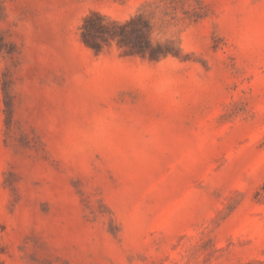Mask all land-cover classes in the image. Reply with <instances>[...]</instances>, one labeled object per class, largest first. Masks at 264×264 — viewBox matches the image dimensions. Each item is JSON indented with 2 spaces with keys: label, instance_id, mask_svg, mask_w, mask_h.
<instances>
[{
  "label": "rangeland",
  "instance_id": "1",
  "mask_svg": "<svg viewBox=\"0 0 264 264\" xmlns=\"http://www.w3.org/2000/svg\"><path fill=\"white\" fill-rule=\"evenodd\" d=\"M0 264H264V0H0Z\"/></svg>",
  "mask_w": 264,
  "mask_h": 264
},
{
  "label": "trees",
  "instance_id": "2",
  "mask_svg": "<svg viewBox=\"0 0 264 264\" xmlns=\"http://www.w3.org/2000/svg\"><path fill=\"white\" fill-rule=\"evenodd\" d=\"M94 17L100 20V24L98 26L92 23ZM133 22L134 19L126 22L107 20V18L98 13H92L84 20V24L82 26V38L87 45L98 51L100 46L97 41V36L104 33V31H112L110 32V35L117 39L119 44H126L129 39V33H126V30ZM137 34L140 41L135 44L133 53L140 55L143 58L148 57L153 59L156 54L149 39L150 28L148 25L146 24V26L140 29Z\"/></svg>",
  "mask_w": 264,
  "mask_h": 264
}]
</instances>
